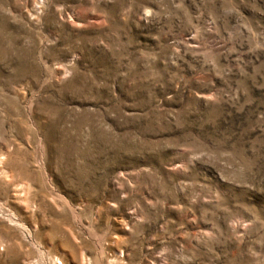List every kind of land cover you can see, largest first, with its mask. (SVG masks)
I'll use <instances>...</instances> for the list:
<instances>
[{
	"label": "rangeland",
	"instance_id": "obj_1",
	"mask_svg": "<svg viewBox=\"0 0 264 264\" xmlns=\"http://www.w3.org/2000/svg\"><path fill=\"white\" fill-rule=\"evenodd\" d=\"M0 264H264V0H0Z\"/></svg>",
	"mask_w": 264,
	"mask_h": 264
}]
</instances>
